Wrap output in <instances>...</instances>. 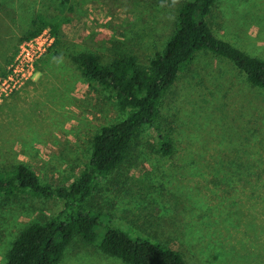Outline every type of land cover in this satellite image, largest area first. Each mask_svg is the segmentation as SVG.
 <instances>
[{"label": "rangeland", "instance_id": "obj_1", "mask_svg": "<svg viewBox=\"0 0 264 264\" xmlns=\"http://www.w3.org/2000/svg\"><path fill=\"white\" fill-rule=\"evenodd\" d=\"M181 1L71 0L69 10L57 0H0V75L39 18L58 24L59 38L36 60L33 79L0 101V169L21 162L52 184L76 177L92 135L124 113L70 56L92 51L108 62L130 52L146 64L167 41ZM208 24L264 60V0H215ZM244 76L226 58L195 53L159 104L171 152L157 151L146 129L126 160L94 182L86 204L99 214V230L169 239L188 264H264V89ZM62 206L26 191L0 197V264L24 225ZM97 243L73 237L57 264H125Z\"/></svg>", "mask_w": 264, "mask_h": 264}, {"label": "trees", "instance_id": "obj_2", "mask_svg": "<svg viewBox=\"0 0 264 264\" xmlns=\"http://www.w3.org/2000/svg\"><path fill=\"white\" fill-rule=\"evenodd\" d=\"M57 1L71 10V0ZM214 1L182 0L167 41L146 64L130 52L118 53L108 62H102L100 55L92 51H79L70 56L84 78L106 91L124 116L101 126L92 135L87 161L66 185L41 182L21 162L0 169V197L26 191L37 197L63 201L62 208L50 218L27 223L17 232L4 255V264H57L73 237L85 242L98 241L97 247L104 254L125 264H188L176 244L167 242L169 239L165 243L151 241L109 225L99 230L97 227H102L99 214L86 204V199L98 178L126 160L132 147L141 141L144 130L156 135L157 151L163 155L171 152V139L158 123L159 104L196 52L208 51L226 58L244 73L251 86L264 89V60L213 34L208 15ZM39 20L28 36L49 26L54 35L52 46H55L59 42L58 24L44 18Z\"/></svg>", "mask_w": 264, "mask_h": 264}, {"label": "built area", "instance_id": "obj_3", "mask_svg": "<svg viewBox=\"0 0 264 264\" xmlns=\"http://www.w3.org/2000/svg\"><path fill=\"white\" fill-rule=\"evenodd\" d=\"M53 41L54 35L50 27L45 26L37 34L19 43L5 74L0 75V101L34 77L36 60L52 45Z\"/></svg>", "mask_w": 264, "mask_h": 264}, {"label": "crops", "instance_id": "obj_4", "mask_svg": "<svg viewBox=\"0 0 264 264\" xmlns=\"http://www.w3.org/2000/svg\"><path fill=\"white\" fill-rule=\"evenodd\" d=\"M4 70V69H3ZM2 75V74H1ZM33 79V78H32Z\"/></svg>", "mask_w": 264, "mask_h": 264}]
</instances>
